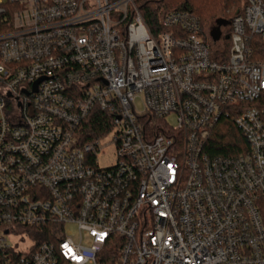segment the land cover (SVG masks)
Wrapping results in <instances>:
<instances>
[{
  "label": "built area",
  "instance_id": "2783aa9c",
  "mask_svg": "<svg viewBox=\"0 0 264 264\" xmlns=\"http://www.w3.org/2000/svg\"><path fill=\"white\" fill-rule=\"evenodd\" d=\"M136 1L0 0V264H264V0L217 42ZM222 121L244 142L211 156Z\"/></svg>",
  "mask_w": 264,
  "mask_h": 264
},
{
  "label": "trees",
  "instance_id": "16d2710c",
  "mask_svg": "<svg viewBox=\"0 0 264 264\" xmlns=\"http://www.w3.org/2000/svg\"><path fill=\"white\" fill-rule=\"evenodd\" d=\"M136 4L147 25L152 31L160 29V19L169 12L184 11L195 15L206 25L213 21H223L226 25L241 14L246 0H137ZM3 29H0L2 33ZM227 48L229 43H226ZM208 142L211 156L235 155L237 146L244 142V137L234 128L230 121H222ZM112 130V118L95 109L77 131L79 143L84 145L104 138ZM236 131V133H235ZM45 239V234L37 233ZM47 239V238H46Z\"/></svg>",
  "mask_w": 264,
  "mask_h": 264
},
{
  "label": "rangeland",
  "instance_id": "374dc122",
  "mask_svg": "<svg viewBox=\"0 0 264 264\" xmlns=\"http://www.w3.org/2000/svg\"><path fill=\"white\" fill-rule=\"evenodd\" d=\"M205 32H211V38L213 41L217 42L219 41L221 34L225 31V29H228L227 25L223 21H213L211 23H208L206 25H203ZM137 110L142 111L143 110V98L139 97L136 102ZM168 122L171 126L176 125V120L173 116L168 118ZM236 133V131H235ZM106 139L102 140V143L105 142ZM114 144L109 143L105 147L102 148V151L98 155V160L100 162V165L103 167L110 166L115 162V156H114ZM68 229L73 230L76 232V226L70 225L68 226Z\"/></svg>",
  "mask_w": 264,
  "mask_h": 264
}]
</instances>
